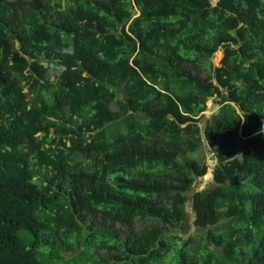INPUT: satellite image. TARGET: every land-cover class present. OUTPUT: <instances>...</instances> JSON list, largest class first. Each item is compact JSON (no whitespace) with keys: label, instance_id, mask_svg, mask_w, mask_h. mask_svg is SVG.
I'll return each instance as SVG.
<instances>
[{"label":"trees","instance_id":"16d2710c","mask_svg":"<svg viewBox=\"0 0 264 264\" xmlns=\"http://www.w3.org/2000/svg\"><path fill=\"white\" fill-rule=\"evenodd\" d=\"M262 124L264 0H0V264H264Z\"/></svg>","mask_w":264,"mask_h":264},{"label":"rangeland","instance_id":"374dc122","mask_svg":"<svg viewBox=\"0 0 264 264\" xmlns=\"http://www.w3.org/2000/svg\"><path fill=\"white\" fill-rule=\"evenodd\" d=\"M219 53V58H217V54ZM223 56V52L222 50L217 51L213 58H212V63L214 67H218L220 66L221 63V59ZM201 77L205 78L206 74L204 72L201 73ZM30 96V95H28ZM113 110H116V104H112L111 105ZM218 110V106L215 103L214 99L210 98L207 102H206V110L204 111V119L210 117L212 114L216 113V111ZM204 126V123L201 122L200 123V127L202 128ZM202 144L201 146L193 153L191 154H187V156H182L180 158V160H182L186 165H188L192 160H195L199 163H204L207 166V172H211V170L214 168L215 166V159L212 155L211 152L208 151V147L205 143L204 138L202 137ZM75 160L78 162H82L83 166L88 165V161H86L84 158L80 157V156H75ZM207 175V174H206ZM206 175L204 177H197L193 183L192 189L186 193L188 196V200L186 202V218L182 221V223L178 226V228L173 230V234H175L180 240L181 242H185L187 241L189 238H193L194 241H196V243H198V241L200 240L199 236L204 232L203 229L197 228L194 224V218H195V214L192 211V194L193 192L196 191H200L202 189L205 188H212L213 184H212V180L210 178V180H204V178L206 177ZM114 227L119 228L120 230H124L126 231V228L121 225V224H115L113 223ZM223 228V224L220 222L219 224H216L213 227V230L217 231L219 229ZM134 229L136 231L141 229V224L140 223H136V225L134 226ZM77 252H66L65 254V258L69 259L72 256L76 255ZM81 261V260H80ZM46 263L48 264H58L59 261H47ZM82 263L84 264H96V259H94L93 256L89 255V253H86L84 255V260H82Z\"/></svg>","mask_w":264,"mask_h":264},{"label":"clouds","instance_id":"9594fccd","mask_svg":"<svg viewBox=\"0 0 264 264\" xmlns=\"http://www.w3.org/2000/svg\"><path fill=\"white\" fill-rule=\"evenodd\" d=\"M59 51H60L61 55H74L75 54V49L71 45H67V46L61 48ZM42 67H44L46 69L45 75L50 80L59 78L62 75L63 71H64L63 66H60V65H57V64H54V63H49V64H46V65H42ZM239 119L241 120V122H243L245 117H240ZM261 130L264 131V124L261 125ZM212 170H211V180L213 178ZM207 173L208 172L206 171V174ZM204 176H202V177H204Z\"/></svg>","mask_w":264,"mask_h":264},{"label":"water","instance_id":"95a60500","mask_svg":"<svg viewBox=\"0 0 264 264\" xmlns=\"http://www.w3.org/2000/svg\"><path fill=\"white\" fill-rule=\"evenodd\" d=\"M211 4H215L216 3V0H210ZM169 118L171 119L172 116H169Z\"/></svg>","mask_w":264,"mask_h":264}]
</instances>
